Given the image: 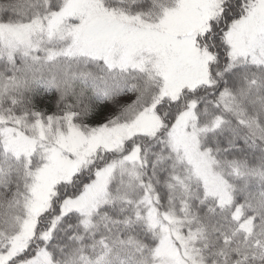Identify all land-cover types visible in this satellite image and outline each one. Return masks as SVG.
<instances>
[{"label": "snow or ice", "instance_id": "obj_1", "mask_svg": "<svg viewBox=\"0 0 264 264\" xmlns=\"http://www.w3.org/2000/svg\"><path fill=\"white\" fill-rule=\"evenodd\" d=\"M0 264H264V0H0Z\"/></svg>", "mask_w": 264, "mask_h": 264}]
</instances>
